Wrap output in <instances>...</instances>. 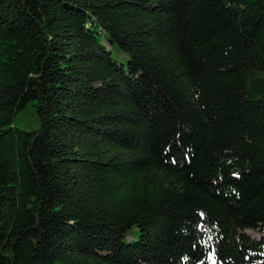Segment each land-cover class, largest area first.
Masks as SVG:
<instances>
[{
  "label": "trees",
  "instance_id": "1",
  "mask_svg": "<svg viewBox=\"0 0 264 264\" xmlns=\"http://www.w3.org/2000/svg\"><path fill=\"white\" fill-rule=\"evenodd\" d=\"M0 264H264V0H0Z\"/></svg>",
  "mask_w": 264,
  "mask_h": 264
},
{
  "label": "rangeland",
  "instance_id": "2",
  "mask_svg": "<svg viewBox=\"0 0 264 264\" xmlns=\"http://www.w3.org/2000/svg\"><path fill=\"white\" fill-rule=\"evenodd\" d=\"M112 57L117 62H125L126 60V54L121 51L112 50L111 51ZM13 124L21 129H34L38 126V121L36 119V114L34 112V109L32 107H26L23 111L17 114L15 117ZM252 236H257V233H253L251 231H248Z\"/></svg>",
  "mask_w": 264,
  "mask_h": 264
}]
</instances>
